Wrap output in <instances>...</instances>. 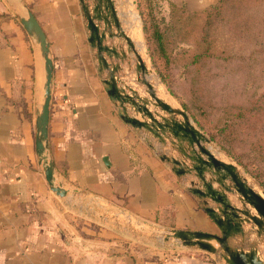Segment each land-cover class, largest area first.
Segmentation results:
<instances>
[{"label": "crops", "instance_id": "obj_1", "mask_svg": "<svg viewBox=\"0 0 264 264\" xmlns=\"http://www.w3.org/2000/svg\"><path fill=\"white\" fill-rule=\"evenodd\" d=\"M113 1L121 28L149 68L138 0ZM22 2L49 43V155L56 180L69 193L62 198L52 191L36 152L44 80L39 48L21 23L24 10L16 0H0V264H226L148 232L219 234V229L205 211V200L188 187L195 175H177L160 157L180 158V149L150 135L153 149L143 130L123 120L103 82L81 1ZM167 3L200 11L219 0ZM107 43L127 50L123 38ZM124 67L135 84L132 66ZM230 243L235 249H257L264 261V234L247 230Z\"/></svg>", "mask_w": 264, "mask_h": 264}, {"label": "water", "instance_id": "obj_2", "mask_svg": "<svg viewBox=\"0 0 264 264\" xmlns=\"http://www.w3.org/2000/svg\"><path fill=\"white\" fill-rule=\"evenodd\" d=\"M84 6L90 44L96 48L100 71L108 95L123 111V120L133 128L143 130V139L155 149L149 136L182 154V157L160 155L163 161L174 166L177 175H195L190 180V190L205 200V211L213 220L219 234L189 230H149L163 241L177 248H195L216 256L220 249L226 264H264L257 249H235L232 238L245 236L247 230L264 234V195L249 186L236 165L218 158L212 151V140L190 119L188 113L162 100L148 79L151 70L136 50L133 39L121 28L113 0H80ZM93 1V4H90ZM24 10L21 23L38 46L43 63L44 80L41 100L37 105L36 152L45 178L59 197H67L69 191L56 180L55 165L49 155V118L53 63L49 43L42 27L22 0H16ZM114 29L117 32H114ZM123 38L127 50L107 43ZM134 59V60H133ZM124 66H132L135 84H131L130 72ZM147 93L149 98L145 97ZM156 150V149H155ZM211 202L213 204H211ZM247 229V230H246ZM219 247H217V245Z\"/></svg>", "mask_w": 264, "mask_h": 264}, {"label": "rangeland", "instance_id": "obj_3", "mask_svg": "<svg viewBox=\"0 0 264 264\" xmlns=\"http://www.w3.org/2000/svg\"><path fill=\"white\" fill-rule=\"evenodd\" d=\"M144 2L145 13L153 14L147 16V31L153 34L159 27L173 32L168 36L174 56L170 67L164 69L160 63L158 69L149 62L148 79L158 95L162 90L167 102L186 111L196 126L214 137L215 155L221 153L224 159H220L234 163L249 186L264 195V0H236L221 6V13L207 26L206 20H195L196 36L185 42L167 0ZM203 24L217 55L195 66L191 62L201 52L203 42L197 35ZM144 96L149 98L147 93ZM223 254L220 249L215 257L224 262Z\"/></svg>", "mask_w": 264, "mask_h": 264}, {"label": "trees", "instance_id": "obj_4", "mask_svg": "<svg viewBox=\"0 0 264 264\" xmlns=\"http://www.w3.org/2000/svg\"><path fill=\"white\" fill-rule=\"evenodd\" d=\"M236 0H219V3L216 5H213L211 7H208L204 10L200 11H192L189 10L185 5L178 6L177 4L170 3L171 12L172 8L174 9V21L176 19L179 20L180 26H179V36L181 35V41L185 42V40L191 35L196 36L194 34V23L195 20L201 19L202 21H205V26H207L211 21V19L214 18L217 14L221 13L223 5L229 4ZM145 2L144 0H138L137 7L139 9L142 23H143V32L145 35V39L148 46V52L151 58V61L153 65L158 69H160L159 64L162 63V66L164 69L169 68L172 62V58L174 59V56H172L173 49L170 48L168 36H170L173 32L172 29L168 30H161L156 28L152 32L147 31V16L150 15L153 16L151 11H147L145 13ZM174 6V7H173ZM178 13V16L176 14ZM188 14L193 15V17H188ZM204 24L203 29L201 30V33L197 35L200 40L203 42V45L200 47L201 52H196L193 55V60L191 63H193L195 66L203 62L204 60L212 57H216L217 54L214 52V43L208 39L209 34L207 31L204 30ZM175 33V32H174ZM183 33V34H182ZM182 51V50H181ZM186 55V54H185ZM162 77V76H161ZM184 106V104H183ZM200 124V123H199ZM200 126H202L200 124ZM211 136V135H210ZM211 139L215 141L214 137L211 136Z\"/></svg>", "mask_w": 264, "mask_h": 264}, {"label": "bare ground", "instance_id": "obj_5", "mask_svg": "<svg viewBox=\"0 0 264 264\" xmlns=\"http://www.w3.org/2000/svg\"><path fill=\"white\" fill-rule=\"evenodd\" d=\"M131 11H132V10H131ZM131 17H132V16H131ZM129 18H130V16H129ZM132 20H133V19H132ZM134 24H135V23H134ZM134 33H135V31H134ZM135 34H136V33H135ZM133 35H134V34H133ZM135 36H136V35H135ZM138 36H139V40L142 42L141 35H138ZM139 40H138V41H139ZM143 44H144V43H143ZM137 45H138V44H137ZM139 46L142 47L141 45H139ZM139 49H140V48H139ZM142 49H143L144 56L146 57V60H147V59H148V55H147V52H146V47L143 45ZM141 51H142V50H141ZM146 60H145V61H146ZM147 62H148V61H147ZM148 63H149V62H148ZM155 79H156V78H155ZM161 88H162V87H161ZM164 88H165V87H164ZM159 90H160V89H159ZM159 93H160V94H159L158 96H159L162 100H164V101L167 102V100H165V99H166V97H165L166 95L163 94L162 90H160ZM168 103H169V102H168ZM169 104H170V103H169ZM171 105H172V104H171ZM215 150H216V149H215ZM217 156H218L219 158H220V157L223 158V155H222L221 153H218ZM223 159H224V158H223Z\"/></svg>", "mask_w": 264, "mask_h": 264}]
</instances>
